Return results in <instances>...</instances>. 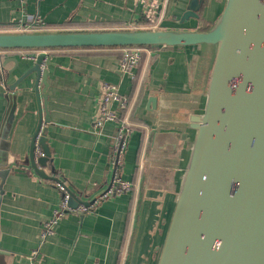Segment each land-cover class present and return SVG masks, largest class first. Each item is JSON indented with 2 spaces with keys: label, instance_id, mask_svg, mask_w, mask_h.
Returning a JSON list of instances; mask_svg holds the SVG:
<instances>
[{
  "label": "crops",
  "instance_id": "crops-1",
  "mask_svg": "<svg viewBox=\"0 0 264 264\" xmlns=\"http://www.w3.org/2000/svg\"><path fill=\"white\" fill-rule=\"evenodd\" d=\"M189 1L0 0V34L14 31L27 15L39 16L49 33L196 31L217 21L226 0H204L198 20L180 23ZM24 53L51 63L48 123L41 124L50 156L46 169L38 167L51 179L27 162L39 125L33 76L17 85L7 115L8 86L33 63ZM143 54L135 84L120 71V48L0 50L6 82L0 80V264H157L195 136L190 117L203 112L216 47H151ZM102 83L117 86L131 103L134 129L121 178L133 190L83 215H66L42 240L43 223L59 202L56 181L66 183L76 205L90 203L110 182L118 126L108 122L92 131ZM150 97L157 98L155 111L148 110Z\"/></svg>",
  "mask_w": 264,
  "mask_h": 264
},
{
  "label": "water",
  "instance_id": "water-1",
  "mask_svg": "<svg viewBox=\"0 0 264 264\" xmlns=\"http://www.w3.org/2000/svg\"><path fill=\"white\" fill-rule=\"evenodd\" d=\"M203 2L190 0L180 23L198 20ZM201 45L216 47L215 60L203 112L190 117L195 136L157 264H264V0H226L208 31L0 34V50ZM49 65L36 56L5 96L8 115L17 85L34 77L39 125L27 162L42 179H51L38 169L48 167L50 156L43 132L45 156L35 160L34 150L42 122L48 123ZM147 107L155 111L157 98ZM75 200L71 194L73 208Z\"/></svg>",
  "mask_w": 264,
  "mask_h": 264
},
{
  "label": "built area",
  "instance_id": "built-area-1",
  "mask_svg": "<svg viewBox=\"0 0 264 264\" xmlns=\"http://www.w3.org/2000/svg\"><path fill=\"white\" fill-rule=\"evenodd\" d=\"M23 0H20L22 3ZM41 1V0H39ZM44 22L39 16L27 15L24 22L20 21L15 25L13 33H41L45 32ZM121 58L119 62L120 71L131 81L134 80V69L138 67L142 60V55L145 48L141 46L123 47L120 49ZM34 54H22V59L34 60ZM0 88L2 85L0 83ZM115 106L116 109L112 107ZM131 103L128 97L119 94L118 88L109 83H102L100 86V95L97 100V106L92 126V131L97 133L108 122L117 124V132L113 139V149L109 158V164L112 169L110 182L106 185L102 193L90 203H80L75 208L71 207L70 200L72 191H70L61 180L56 181L55 188L59 193V202L54 210L52 217L43 223L41 239L43 240L48 235L53 233L52 227L63 217L68 214L83 215L95 207L100 201L112 197H118L122 194H127L133 190V184L122 180L121 170L124 163V155L126 153L129 136L134 129V125L129 121L128 112ZM126 113L124 117L121 115ZM121 114V115H120ZM121 117H120V116ZM42 138V127L35 140L34 157L35 160L43 158L45 155L40 147V139ZM46 169V168H44ZM50 175V173H48ZM32 254L35 255V252Z\"/></svg>",
  "mask_w": 264,
  "mask_h": 264
},
{
  "label": "trees",
  "instance_id": "trees-1",
  "mask_svg": "<svg viewBox=\"0 0 264 264\" xmlns=\"http://www.w3.org/2000/svg\"><path fill=\"white\" fill-rule=\"evenodd\" d=\"M212 26H213V24L211 25H207L205 28H201V29H199V31H208L209 29H211L212 28ZM141 47H143V48H151V46H141ZM114 48H120L121 49V47H114ZM53 49V48H52ZM34 50H40V49H34ZM42 50V49H41ZM5 51V50H4ZM145 60V54H143L142 55V62ZM141 64V63H140ZM134 83H135V80L133 81ZM136 84V83H135Z\"/></svg>",
  "mask_w": 264,
  "mask_h": 264
}]
</instances>
